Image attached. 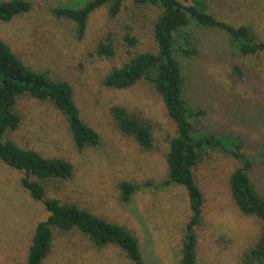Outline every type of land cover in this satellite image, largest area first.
<instances>
[{
	"label": "rangeland",
	"instance_id": "374dc122",
	"mask_svg": "<svg viewBox=\"0 0 264 264\" xmlns=\"http://www.w3.org/2000/svg\"><path fill=\"white\" fill-rule=\"evenodd\" d=\"M29 1L33 4L30 12L0 22V38L25 64L74 88L81 116L100 134L101 144L79 151L59 111L50 103L26 96L17 107L23 122L7 138L23 148L73 164L70 179L42 181L46 198L75 204L125 226L138 238L146 264H180L185 227L191 217L186 189L176 184L165 189L143 188L129 203H123L118 188L123 181L143 184L167 179L166 155L176 133L175 124L151 84L141 82L125 90L103 86L106 75L132 54L156 51L152 27L159 9L128 3L119 16L111 18L102 8L92 15L85 37L78 40L75 22L56 17L53 9L78 8L88 0ZM183 3L192 5L191 1ZM207 3L219 20L250 26L258 40L264 41V0ZM185 31L192 34L198 49L192 57L176 53L187 79L185 96L192 106L205 112L192 120L194 130L242 138L244 150L254 160L251 176L264 194V54L243 56L235 52L222 30L196 25ZM108 33L114 35L117 48L111 59L95 54L99 41ZM126 34L138 39L136 47L127 45ZM115 105L152 126L154 150L143 149L119 130L111 113ZM239 166L234 157L211 150L195 169L205 198L196 230L197 264H241L260 238L262 221L243 214L231 194L230 176ZM21 175L0 163V264L24 263L37 223L47 218L44 205L21 186ZM54 235L44 264H132L118 247L100 248L77 229L63 232L55 228Z\"/></svg>",
	"mask_w": 264,
	"mask_h": 264
},
{
	"label": "trees",
	"instance_id": "16d2710c",
	"mask_svg": "<svg viewBox=\"0 0 264 264\" xmlns=\"http://www.w3.org/2000/svg\"><path fill=\"white\" fill-rule=\"evenodd\" d=\"M189 1L192 5H184L183 2ZM207 1L88 0L78 8L57 7L53 9V14L75 22L76 37L82 40L90 18L102 8L108 11L111 18L119 16L128 3L159 9L160 13L152 27L156 51L132 54L126 63L115 67L106 75L103 86L125 90L147 82L162 98L168 116L176 127L166 155L168 177L160 183L137 184L123 181L118 186L120 200L129 203L143 188L165 189L173 184L184 187L190 201L191 217L185 227L180 264H197L196 230L202 221L205 198L197 183L195 169L211 150L232 156L240 163L230 176L232 197L243 214L255 216L263 223L258 242L245 254L241 264H264V194L257 190L251 176L254 160L246 153L243 139L238 136L195 132L192 120L200 118L205 112L188 102L185 96L186 75L181 61L176 57L177 52L185 57L197 54L192 34L185 31L196 25L224 31L235 52L243 56L264 54V41L258 40L250 26H235L219 20L210 12ZM32 7L29 0H0V22H10L15 17L30 12ZM124 41L129 47H136L139 43L131 34H126ZM116 53L114 35L108 33L99 41L95 54L111 59ZM236 70L241 74L239 68L236 67ZM25 96L50 103L59 111L67 121L72 142L79 151L101 144L100 134L81 116L74 99V88L67 81L54 79L49 73L39 72L25 64L11 45L0 38V163L22 174L21 186L33 200L41 202L47 212V218L37 223L26 261L21 264H44L53 247L55 228L63 232L77 229L96 246H116L127 255L132 264H146L138 238L125 226L109 222L75 204L46 198L42 181L70 179L74 166L66 159L46 157L7 138L23 122L17 107L19 100ZM111 113L123 134L133 137L145 150L156 148L150 124L129 113L123 106H113Z\"/></svg>",
	"mask_w": 264,
	"mask_h": 264
}]
</instances>
